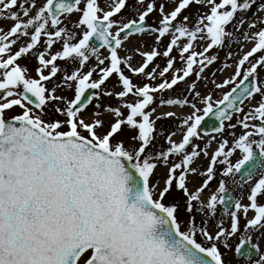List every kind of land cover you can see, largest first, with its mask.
<instances>
[{"label":"snow or ice","instance_id":"6c2138e0","mask_svg":"<svg viewBox=\"0 0 264 264\" xmlns=\"http://www.w3.org/2000/svg\"><path fill=\"white\" fill-rule=\"evenodd\" d=\"M193 5L200 6L194 21L182 15ZM126 11L131 18L121 16ZM262 13L264 0H176L171 11L162 0H0V19L14 21L0 31V264H264L256 242L264 240V159L258 169L254 149L264 158ZM144 35L153 37L152 50L128 47ZM241 36L254 46L228 79L211 80L221 97L203 94L198 83L220 59L209 53L227 49L231 59ZM198 40L206 41L200 51ZM158 57L166 59L159 71ZM21 59L37 64L30 70ZM180 83L184 92L161 95L159 106L190 113L154 115L156 94ZM67 90L74 98L58 94ZM210 115L220 139L202 132ZM167 118L178 120L179 141L175 130L158 131ZM157 136L166 148L156 146ZM205 136L203 146L196 142Z\"/></svg>","mask_w":264,"mask_h":264},{"label":"rangeland","instance_id":"374dc122","mask_svg":"<svg viewBox=\"0 0 264 264\" xmlns=\"http://www.w3.org/2000/svg\"><path fill=\"white\" fill-rule=\"evenodd\" d=\"M101 1H102L101 4H102V6H103V2H104V0H101ZM162 2L165 3V0H162ZM129 3H130V4H133V3L131 2V0H129ZM169 4H170V3H169ZM169 4H166V5H165V9H166V6H168L167 11H171V10L174 8V6H175V5H169ZM191 8H192V11H194V12L196 13L197 10L200 8V6L193 5V7H191ZM191 8H190V9H191ZM190 9H189V10H190ZM189 10H188V11H189ZM189 14H191V12L187 13L186 15H189ZM261 15H264V13H262ZM78 16H79L78 13H77V14H73V15L71 16V20H72V21H76L77 18H78ZM121 16H123V17H125V18H131V17H132V12H130V11L123 12V13L121 14ZM246 16L249 17V18H251V17L253 16V12H252V11H249V12L246 14ZM195 18H196V17H195V15H194V20H195ZM117 19H120V16H118ZM9 21H11V20H10V19H0V23H7V22H9ZM0 25H1V24H0ZM13 25H14V22L11 21V22H10V25H6L7 29H5V31L9 30ZM245 26H246V29H247V23L244 25V28H245ZM232 27H233V26H231V25L229 26L230 30L232 29ZM241 32H242V29H241ZM135 40H137V41H136V43L134 44V41H135ZM135 40H134V39H131V43L134 45V47H140L141 51H149V50H151V49L147 48L146 46L144 47V44H143L142 42H143V41H147V42H148L147 45H148V44L150 45L151 41H153V38H150L149 36L145 35L144 37H137ZM243 41H244V39H243V37L241 36V37H240V42L237 43L239 47H237V48L235 49V54H234V55L238 57V60L242 57L243 54H245L247 51L250 50L249 47H246V48H241V47H240V45H242V46L244 45V42H243ZM183 42H184V41H183ZM205 44H206V41H199V40H198V42H196V44H194V45H195V47H196V50H202V48L205 46ZM141 45H143V46H141ZM234 45H235V44L232 45V48L234 47ZM128 46H129V45H128ZM143 47H144V48H143ZM243 47H244V46H243ZM59 48H60V45H59V44L54 45V47H53V52H55L56 50H59ZM239 48H240V51H241L240 53H239ZM101 51L104 52L105 50H101ZM226 51H227V49L222 50V51L220 50V52H221V53H220V54H221V55H220V59H221V63H223V64L228 60V59H226ZM215 52H216V50H214L211 54H214ZM237 53H238V54H237ZM240 56H241V57H240ZM238 60L232 61V66L230 67V69H233V68L236 67V63L238 62ZM165 61H166L165 58H160V59L158 60L159 63H164ZM19 62L21 63L22 66H24L25 64H27V66L30 68V70L32 69V66L35 67V65L37 64V61H36L35 59H32L31 62H30V64H29V61H26V60H24V59H21ZM141 62H142V58H141L140 56H135V57H134V59H133V64H134V66H138ZM58 63L61 64V65L64 64V62H62V61H58ZM91 63H93V64L95 63L94 59H93V61H92ZM217 65H218V61L215 62L213 65L209 66V67L207 68L208 71L205 70V72H204V74H203L205 77H207V76L209 75V73H210L209 77H208L206 80L201 81V82H203V84H201V82L198 83V90L201 89V92H202L203 94H207L208 92H212L214 99L220 98L221 95H222V92H221V90H219V89H215V90H214V87H213L214 85L211 83V80L215 79L216 83H222L223 80L228 79L231 75H233V73H232L233 71L226 70V69L224 68V66H223V70H222V67L220 68V67H218ZM152 66H154V65H150V67H152ZM247 66H249V65H247ZM180 67H181V66H180ZM159 70H162V68L159 67L158 71H159ZM229 71H230V73H229ZM212 73H215V76H213ZM260 73H261L262 76H264V72H260ZM171 74H172V73H171ZM171 74L167 75L166 78H169ZM227 74H228V75H227ZM32 75L35 76V73L33 72ZM193 75H194V74H193ZM94 78H97L95 74H94ZM54 79L57 80V81H59V79H60L59 74H58V77H57V78H54ZM132 79H133L134 82H138L141 78L138 77V76L133 75V76H132ZM192 79H194V76H193L192 78H189V81H191ZM158 82H160V81L157 80L156 83H158ZM106 83H107V87H108L109 89H111L112 86H113V83H114V78L111 79L109 82H106ZM208 87H209V88H208ZM185 88H186V85H185L184 89H185ZM228 88H229V87H227L226 89H224V91H226ZM177 89H179V88H177ZM115 90H116V91H119V90H121V89H120L119 87H117ZM176 91H178V90H176L175 88H174V90L171 91V92H168V91H167V92L170 94L169 97L174 96V94H175ZM165 92H166V91H165ZM165 92H163L162 94L160 93V94L163 96L164 99H167V98H169V97H167V96L165 95ZM58 94L66 95L69 99L74 98V97H73V92H72V90H67V91H64V92H61V93H58ZM158 95H159V94H158ZM161 95H159V98H157V100H156V103H157V104H158V102H159V99H160ZM175 97H177V96H175ZM175 97H174V98H175ZM259 98H260V97L257 95L256 98L252 100V103L255 105L256 100H258ZM94 103H95V101H94ZM104 103H105V104L111 103V104L115 105V104H116V101H115L114 99H113V100H108V99L106 98V99L104 100ZM156 103H155V104H156ZM90 107H91V106H90ZM152 107H153V106H152ZM18 112H20V109L17 107V108H15L14 110H12L11 112H9L8 115H12L13 113H18ZM157 115H159V114H157ZM85 117H86V119H93V118H94V117L91 115L90 112H86V113H85ZM101 119H106V120H107V119H111V114H105V115H103V116L101 117ZM177 124H178V121H177V120H175V119H171V118H167V119H164V120L157 121V129H158V131H159V130L163 127V128L165 129V136H166V135L168 134V130H175L176 132L178 131V129H177V127H176ZM177 135H178V136H177ZM181 136H182V133H181V132H178V133L176 134V138H174V140L179 141L180 138H181ZM156 146H157L158 148H166V147H167V144L165 143V139H164L163 136H157ZM164 171H165L164 169H159V170H158V175L162 177ZM162 182H163V180L161 179V183H162ZM259 243L261 244L262 249H264V240H260ZM231 257H232V253H229V254H228V258H231ZM232 264H244V263H242V262H237L235 259H232Z\"/></svg>","mask_w":264,"mask_h":264},{"label":"flooded vegetation","instance_id":"af4514ba","mask_svg":"<svg viewBox=\"0 0 264 264\" xmlns=\"http://www.w3.org/2000/svg\"><path fill=\"white\" fill-rule=\"evenodd\" d=\"M215 148H216V147H213V150H214ZM254 149H255V151H258V155H259V149L256 148L255 146H254ZM239 155H240L239 153H237L236 155H234V157L232 158V162H233V163L236 162V160L238 159ZM262 159H264V158H262ZM200 163H201V164H206L207 161L202 159V160H200ZM255 165H256V167L259 169V168H260V165H261V160L259 161L258 164L255 163ZM242 174H243V173H240V175H239V174L236 175V179H237L238 181L240 180V176H241ZM257 178H258V177H257ZM246 179H247V178L245 177V180H246ZM248 187H249V184L246 183V184L244 185L243 192L246 193ZM233 189H234V191H233ZM207 194H208V193L206 192V194H205V198H206ZM230 194L235 195V196H239V195L241 194V189L239 188L238 185H236V184H232V185H230ZM243 202H244L245 204L248 203V201H247L246 198L244 199ZM252 215H254V212L250 211V212H249V217H251ZM242 223H243V221H242Z\"/></svg>","mask_w":264,"mask_h":264},{"label":"water","instance_id":"95a60500","mask_svg":"<svg viewBox=\"0 0 264 264\" xmlns=\"http://www.w3.org/2000/svg\"><path fill=\"white\" fill-rule=\"evenodd\" d=\"M210 119H211V117L209 116V118L207 119V123H208V121H210Z\"/></svg>","mask_w":264,"mask_h":264}]
</instances>
